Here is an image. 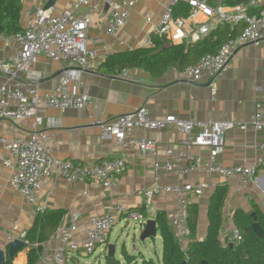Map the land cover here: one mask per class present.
I'll use <instances>...</instances> for the list:
<instances>
[{"label":"crops","instance_id":"1","mask_svg":"<svg viewBox=\"0 0 264 264\" xmlns=\"http://www.w3.org/2000/svg\"><path fill=\"white\" fill-rule=\"evenodd\" d=\"M49 1L22 0V28L26 26L28 19L35 11L38 8L45 9ZM73 1L56 0L54 6L49 8L51 15L57 16ZM97 2L93 0L89 7L80 11L81 15L91 14L88 46L97 53V57L91 63L93 70L81 75L80 87L75 85L69 87L71 93L76 92L90 97L92 104L89 110L60 111L41 107L38 110V115L42 118V124L39 127L36 126L33 118L18 121L0 120V136L8 140L29 138L36 128L40 130L47 136L46 145L53 156L61 161L93 165L116 157L125 158L126 170L119 178L118 185L110 190L96 182L67 183L61 179L48 181L44 185L37 202L38 206H42L45 212H64L61 224L63 226H69L75 222L78 230L74 240L80 245L85 241V229L89 226L91 217L102 216L111 207L117 205L133 211L143 210L144 192L155 183V164L158 162L164 165L167 161L165 149L173 147L175 153L179 152L177 144L186 138V135L176 128L166 130L138 128L127 133L128 145L123 146L113 136L104 137L101 128L95 125V122L109 123L140 107H146L149 117L154 120H163L173 115L179 119H192L199 122L212 120L250 123L255 111L264 112V41L258 46L247 45L239 48L232 57L225 75L215 81L208 76H203L196 82L187 81L181 75V70L185 66L171 67L158 77H153L141 69H124L129 71L126 77H119V72L105 75L99 68L109 56L143 48V40L152 29L151 25L145 23V13H150L152 23H157L168 0H141L137 4L129 23L119 34V39L124 42V46H120L116 39L107 36L110 9L106 4L98 2L99 9L90 13ZM180 36L181 34L177 31L172 33L173 39ZM169 45H180V42L172 40ZM17 49L18 45L14 41H0V63L11 64ZM61 73L60 64L40 57L38 62L31 66L29 73L21 76L19 80L25 86L38 88L40 93L44 94L57 86ZM6 77L5 74L0 73V86L6 81ZM208 83L211 85L206 86ZM198 132L200 129L196 128L193 135ZM263 135L264 130L254 132L252 129L247 131L234 129L227 132L223 150L217 157L218 164L227 167L239 166L244 162L248 165H259L258 161L262 156L259 143ZM140 139L158 141L159 155L157 157L143 156L136 147L129 144L130 141ZM185 151L200 157L203 162H206L210 156L208 147L185 149ZM159 176L160 184L163 186L197 183L209 179L204 169L192 175L180 177L160 170ZM210 178L216 186L226 185L229 188L224 216L227 212L234 213L236 210L250 213L253 212L254 207L260 208L264 213V166L259 165L256 182L247 188H240L239 177L228 180L212 175ZM10 181L11 171L0 167V250L6 251V258L9 257V245L15 240H20L19 233H28L34 227L38 216L36 207L29 205L11 187ZM214 190L205 193L201 198L193 197L190 202L198 204L200 208L198 240L205 239L207 235L208 206ZM175 208V196L162 193L155 197L150 207L149 220L156 221L157 215L164 213L170 224ZM15 223L18 225V232H13ZM117 225L126 230L125 227H128L130 223L121 216L117 220ZM145 226L139 227L134 224V228L140 229L141 233ZM137 229L134 231H138ZM111 234L112 232L107 245L100 248L105 257L110 244L116 246L115 256L117 254L118 244L111 241ZM224 235L223 225L222 236ZM12 236L13 239H11ZM156 238H159L162 243L159 231ZM134 239L136 240V236ZM61 246L60 236L55 232L42 244L40 259L36 264H53L55 252ZM32 247L24 245L15 256L13 264H26ZM126 248L123 249L128 253ZM81 257H88L84 255L82 247L77 254L73 255L70 264H81ZM143 257L140 254L138 260L142 261ZM122 258L126 262L123 256Z\"/></svg>","mask_w":264,"mask_h":264},{"label":"built area","instance_id":"2","mask_svg":"<svg viewBox=\"0 0 264 264\" xmlns=\"http://www.w3.org/2000/svg\"><path fill=\"white\" fill-rule=\"evenodd\" d=\"M92 1L74 0L57 16L51 15V9L38 8L21 31L9 36L0 35V41H14L18 45L13 62L0 63V73L7 76L6 81L0 86V120L18 121L33 118L39 127L42 124V118L38 115L41 107L60 111L89 110L92 104L90 97L76 92L71 93L69 87L71 85L80 87L81 75L93 70L91 63L97 57L96 51L89 49L88 46L91 14H80V11L89 7ZM97 1L103 2L110 9L107 36L116 39L120 46H124V42L119 39L120 31L129 23L132 12L141 0ZM230 1L168 0L157 23H152L150 13H145V23L151 25L152 29L145 36L142 47L153 48L154 36L169 42L179 41L180 44L191 47L205 40L220 26L228 25L232 31L237 30L234 36L224 42L216 52L202 56L196 63L188 64L181 70V75L190 82H196L203 76H208L212 81L221 78L227 72L229 63L239 48L247 45L258 46L264 41V0H244V3L237 5H230ZM98 2L91 6L90 13L99 9ZM183 5L189 8L188 17L176 16V9L179 8L178 12H182ZM174 31L181 36L173 39ZM40 57L60 64L62 69L57 86L44 94H41L38 88L25 86L19 80L21 76L29 73L31 66L36 64ZM128 73V70H123L119 72V77H126ZM94 124L101 128L104 137L113 136L123 146L128 145L127 133L138 128L145 130L176 128L184 133L186 138L177 144L179 152L175 153L173 147L165 149L167 161L164 165L158 162L155 164V183L144 192L145 203L142 211H133L117 205L102 216L91 217L89 226L85 229V241L81 245L74 240L78 230L76 223L69 226L61 225L56 234L60 236L62 246L55 252L53 264H70L71 258L81 247L85 256H92L97 249L105 247L121 216L128 222L144 227L149 220V210L155 197L162 193L175 196L176 208L170 225L175 241L186 252L190 235L188 207L193 197L201 198L217 187L210 177L218 175L228 180L239 177L240 188H247L256 182L259 165L264 166V135L259 143L262 153L259 165H248L244 162L239 166L227 167L217 162L227 132L234 129L241 131L252 129L254 132L264 130V112L261 111H255L250 123L212 120L199 122L179 119L173 115L163 120H154L149 117L146 107H140L117 117L112 122ZM196 128H199L200 132L193 135ZM47 140V136L37 128L29 138L8 140L0 136V167L11 171V187L29 205L36 207L38 215L45 212L37 202L48 181L61 179L67 183L96 182L110 190L118 185L119 178L126 170L127 162L124 157L104 160L93 165L58 160L47 147ZM129 144L136 147L143 156L159 155L160 145L156 140H133ZM204 147L210 149V156L206 162L185 151ZM201 169L209 176L207 181L174 186L160 184V170L180 177L200 172ZM18 231V225L15 223L13 232ZM224 232L223 241L227 240L231 245H237L242 241L240 231L233 223L231 212L224 216ZM19 234L25 246L37 247L27 239V233Z\"/></svg>","mask_w":264,"mask_h":264},{"label":"trees","instance_id":"3","mask_svg":"<svg viewBox=\"0 0 264 264\" xmlns=\"http://www.w3.org/2000/svg\"><path fill=\"white\" fill-rule=\"evenodd\" d=\"M238 0H231L230 5H237ZM182 12L176 9L175 15L188 17L189 8L183 5ZM181 8V7H180ZM22 0H0V35L9 36L21 31ZM237 30L232 31L228 25L220 26L205 40L197 42L187 49L186 45H174L166 49L169 41L153 37V48H138L109 56L99 68L105 75H113L124 69H141L153 77L163 75L169 68L196 63L202 56L216 52L219 47ZM229 196L226 185L217 186L209 200L208 231L206 238L198 240L200 208L198 204L188 207L189 241L186 252L177 244L167 215L160 213L156 217L157 229L161 235L163 255L161 261L144 260L140 264H264V236L259 237L253 230L255 222L264 231V213L254 207L253 212L236 210L233 223L240 231L242 241L231 247L223 241L222 229L224 213ZM256 214V219L251 216ZM64 212H44L37 216L34 227L27 233V239L37 245L30 249L26 264H36L40 259L41 246L61 226ZM127 264H139L138 258L122 251ZM15 257H7L5 264H13ZM140 259V258H139ZM106 264L108 257L106 256Z\"/></svg>","mask_w":264,"mask_h":264},{"label":"rangeland","instance_id":"4","mask_svg":"<svg viewBox=\"0 0 264 264\" xmlns=\"http://www.w3.org/2000/svg\"><path fill=\"white\" fill-rule=\"evenodd\" d=\"M130 225L128 227L122 228L120 225L116 226L111 234V241L116 242L118 244L116 259L120 264H127L124 262L122 258V250L124 247H127L128 253L130 255H135L137 258L140 254L144 257V260L154 259L156 261L162 260L163 248L162 243L159 238L148 239L146 241H141V231L140 229L134 228L133 222H129ZM136 236V240L134 237ZM139 259V258H138ZM139 264L142 262L140 260ZM81 264H106V257L101 253L100 248L97 249L95 254L88 257L80 258ZM71 263V262H70Z\"/></svg>","mask_w":264,"mask_h":264},{"label":"water","instance_id":"5","mask_svg":"<svg viewBox=\"0 0 264 264\" xmlns=\"http://www.w3.org/2000/svg\"><path fill=\"white\" fill-rule=\"evenodd\" d=\"M56 0H50L48 5L46 6L45 10H48L49 8H51L52 6H54ZM239 3H244V0H239ZM172 46L169 45L166 47V49L171 48ZM211 83H208L206 86H210ZM251 216L253 218L256 219V214L252 213ZM253 230L254 232L259 236V237H263L264 236V231L261 228V226L259 225V223L255 222L253 225ZM157 225H156V221L155 220H149L145 226V229L143 230V232L141 233V241H146L148 239H154L157 236ZM233 245H231L232 247ZM10 250L8 253L9 257H15L17 255V253L19 251H21V249L24 247V244L22 241L20 240H15L13 241L10 245ZM116 253V246L115 245H108V253H107V257H108V263L109 264H119V261L116 259L115 256ZM6 251L4 250H0V264H5L6 262ZM183 264H188L187 262H184Z\"/></svg>","mask_w":264,"mask_h":264}]
</instances>
